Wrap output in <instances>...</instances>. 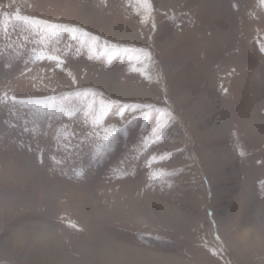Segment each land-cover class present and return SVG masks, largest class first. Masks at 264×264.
Instances as JSON below:
<instances>
[{"label": "rangeland", "instance_id": "374dc122", "mask_svg": "<svg viewBox=\"0 0 264 264\" xmlns=\"http://www.w3.org/2000/svg\"><path fill=\"white\" fill-rule=\"evenodd\" d=\"M150 4L0 0V264H264V5Z\"/></svg>", "mask_w": 264, "mask_h": 264}, {"label": "bare ground", "instance_id": "6f19581e", "mask_svg": "<svg viewBox=\"0 0 264 264\" xmlns=\"http://www.w3.org/2000/svg\"><path fill=\"white\" fill-rule=\"evenodd\" d=\"M119 91H121V90H119ZM251 199H252V197L250 198L249 195H245L242 197L241 207L243 210H246V208L248 206L247 203H251V201H252ZM260 211H261V213H259V214H263L264 210L261 209ZM262 218L264 219V214L262 215ZM40 229H41V232L37 233L36 237H37V240L44 242V250L43 251H44V254H45L46 260H47V261H45L44 264H68L66 260H64V259L62 260V258L58 257L57 256L58 254H56L57 248L59 249V247H60V245L57 246L59 243L58 240L45 227H41ZM247 234H249V233H247V231H244L242 233V235H243L242 237L247 238L248 237ZM93 237L95 240L94 246H95L96 253H98V258H100V260L103 264H109L110 261H112V260H114L113 261L114 263L117 261L116 263H118V264H120V263L125 264L126 260L136 258L137 255L138 256L143 255L141 253H136L137 255L134 253L135 256H132L133 254L132 255H129L127 253L125 254L126 251L124 252L125 248H123V247L115 249L116 244H114L112 241H110L106 236H104L102 234H99V235L94 234ZM247 239H250V235ZM246 241H249V240H246ZM122 249H124V250H122Z\"/></svg>", "mask_w": 264, "mask_h": 264}, {"label": "snow or ice", "instance_id": "6c2138e0", "mask_svg": "<svg viewBox=\"0 0 264 264\" xmlns=\"http://www.w3.org/2000/svg\"><path fill=\"white\" fill-rule=\"evenodd\" d=\"M136 3L139 4V5H142L143 8L146 11H151L150 0H136ZM260 3L262 5H264V0H260ZM16 19L18 21L23 22L26 25L41 26L44 29L45 32H53L55 34H59L61 31H70V32H73V33L83 31L82 29H78L75 26H69V25H63V24H55V23H50L48 21H42V20H38V19H35V18H31V17L21 16L20 13H19V9H17V12H16ZM84 35L88 36L90 34L85 32ZM90 38H91V40L93 42H97L100 39L98 36H91ZM39 58L40 57L37 56V59H39ZM47 58L50 59V60H56L58 62L60 60V58L58 56H55V55H50ZM12 99L15 100V97H13ZM21 103H25V102L21 101ZM91 108H92V106L89 105L88 106L89 111L85 112L86 116L90 114ZM59 111L63 112V113H66L68 116H72V115L75 114L74 109H72L70 106H65V105H60L59 106ZM166 126L167 125L163 124V123L161 125L157 126L156 128L153 129L152 135L153 136L159 135L163 131V128L166 127ZM114 132H115V130L105 129V137H104V139L105 140L109 139L112 135H114ZM81 174L82 173H77V175H81Z\"/></svg>", "mask_w": 264, "mask_h": 264}]
</instances>
